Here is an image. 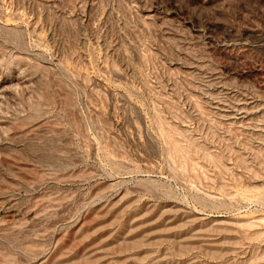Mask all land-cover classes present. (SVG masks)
I'll return each mask as SVG.
<instances>
[{"label":"rangeland","instance_id":"374dc122","mask_svg":"<svg viewBox=\"0 0 264 264\" xmlns=\"http://www.w3.org/2000/svg\"><path fill=\"white\" fill-rule=\"evenodd\" d=\"M0 264H264V0H0Z\"/></svg>","mask_w":264,"mask_h":264}]
</instances>
